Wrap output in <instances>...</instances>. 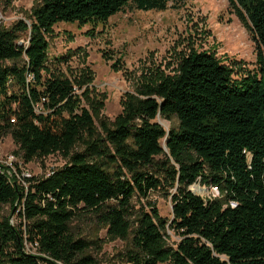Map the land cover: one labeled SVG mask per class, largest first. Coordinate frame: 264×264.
<instances>
[{
    "label": "trees",
    "instance_id": "1",
    "mask_svg": "<svg viewBox=\"0 0 264 264\" xmlns=\"http://www.w3.org/2000/svg\"><path fill=\"white\" fill-rule=\"evenodd\" d=\"M170 1L39 0L27 20L0 27V138L10 136L23 163L67 159L19 183L0 172V264H97L98 242L71 231L83 215L129 243L120 264H264V0H227L256 53V69L239 79L211 52L191 51L177 75L141 84L108 121L79 106L68 79L43 75L57 23H106L128 5L161 12ZM195 184L219 197L204 201ZM170 191L168 222L147 201ZM6 205L23 225L2 215Z\"/></svg>",
    "mask_w": 264,
    "mask_h": 264
},
{
    "label": "rangeland",
    "instance_id": "2",
    "mask_svg": "<svg viewBox=\"0 0 264 264\" xmlns=\"http://www.w3.org/2000/svg\"><path fill=\"white\" fill-rule=\"evenodd\" d=\"M38 1L0 0V27L27 20ZM191 51L211 52L232 68L234 78L256 69L254 43L227 0H171L161 12L140 11L128 5L106 23H57L48 36L51 68L43 75L68 79L76 86L80 107L96 112L97 120L113 121L121 114L126 95H134L141 84L177 75L180 59ZM157 122L166 131L177 126L175 119ZM161 143L164 145L165 140ZM16 151L9 135L0 138V158L14 155L19 161L15 173H6L11 182L46 177L67 162L60 154H53L23 163ZM171 192H151L147 201L168 222L172 219ZM147 202L143 201V206ZM2 215L13 225L24 224L16 206H3ZM70 227L76 238L98 242V247L90 250L97 264H120L119 255L128 242L108 236L105 228L87 215L75 218ZM166 233L169 243L178 240L172 230L167 228Z\"/></svg>",
    "mask_w": 264,
    "mask_h": 264
},
{
    "label": "built area",
    "instance_id": "3",
    "mask_svg": "<svg viewBox=\"0 0 264 264\" xmlns=\"http://www.w3.org/2000/svg\"><path fill=\"white\" fill-rule=\"evenodd\" d=\"M17 164H19L18 159L14 155L7 156L6 158H0V172H6L10 174V172L15 173V170L17 169ZM189 191L192 192L195 195L200 196L204 201L211 200L219 197V190L215 186H210L209 188L201 187L200 185H192L189 187ZM231 206H234L233 203H231ZM24 250L25 253L31 256H36L39 259L41 255L37 254L36 251V245L31 244H24ZM42 264H62L60 262H51V261H44Z\"/></svg>",
    "mask_w": 264,
    "mask_h": 264
}]
</instances>
